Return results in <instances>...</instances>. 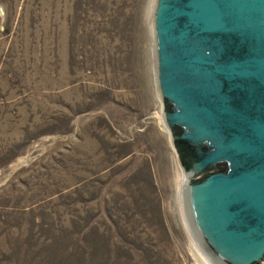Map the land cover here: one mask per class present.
Wrapping results in <instances>:
<instances>
[{"label":"rangeland","instance_id":"rangeland-1","mask_svg":"<svg viewBox=\"0 0 264 264\" xmlns=\"http://www.w3.org/2000/svg\"><path fill=\"white\" fill-rule=\"evenodd\" d=\"M153 1L0 0V264H200Z\"/></svg>","mask_w":264,"mask_h":264},{"label":"water","instance_id":"water-1","mask_svg":"<svg viewBox=\"0 0 264 264\" xmlns=\"http://www.w3.org/2000/svg\"><path fill=\"white\" fill-rule=\"evenodd\" d=\"M151 10L155 87L183 171L186 229L212 264L258 263L264 0H154Z\"/></svg>","mask_w":264,"mask_h":264},{"label":"bare ground","instance_id":"bare-ground-1","mask_svg":"<svg viewBox=\"0 0 264 264\" xmlns=\"http://www.w3.org/2000/svg\"><path fill=\"white\" fill-rule=\"evenodd\" d=\"M154 116L157 118V122L160 124V125H162V128L165 130V131H167V127H165L164 126V117H163V113H161V107L159 108V110L154 114ZM163 117V118H162ZM182 210V209H181ZM196 245V244H195ZM197 246V245H196ZM197 248H198V246H197ZM199 249V248H198ZM200 251V250H199ZM192 253H194V255H195V257H196V259L198 260V262L200 263V264H208V263H211L210 262V260H208L207 259V257H205L204 255V257H205V259H204V257L202 256V254H199V252H198V250L196 251L195 249H193V252ZM200 253H201V251H200ZM208 260V261H207ZM212 264V263H211Z\"/></svg>","mask_w":264,"mask_h":264},{"label":"flooded vegetation","instance_id":"flooded-vegetation-1","mask_svg":"<svg viewBox=\"0 0 264 264\" xmlns=\"http://www.w3.org/2000/svg\"><path fill=\"white\" fill-rule=\"evenodd\" d=\"M264 258V256L262 257V259ZM262 259H261V261L260 262H258V263H255V264H264L263 262H262Z\"/></svg>","mask_w":264,"mask_h":264},{"label":"trees","instance_id":"trees-1","mask_svg":"<svg viewBox=\"0 0 264 264\" xmlns=\"http://www.w3.org/2000/svg\"><path fill=\"white\" fill-rule=\"evenodd\" d=\"M215 170H216V171H219V170H221V168L217 167Z\"/></svg>","mask_w":264,"mask_h":264}]
</instances>
